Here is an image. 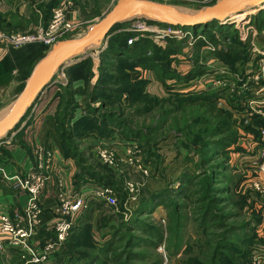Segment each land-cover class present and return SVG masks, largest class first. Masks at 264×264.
<instances>
[{"label": "trees", "instance_id": "trees-1", "mask_svg": "<svg viewBox=\"0 0 264 264\" xmlns=\"http://www.w3.org/2000/svg\"><path fill=\"white\" fill-rule=\"evenodd\" d=\"M51 6L52 4L48 9ZM254 11H258V9L255 8ZM261 14H264V11ZM231 19H234V22L238 24L244 23L246 20L245 14L235 15ZM126 26H117L112 30L107 47L101 54V69L99 71L102 73H99L100 76L90 92L88 90L89 82L93 74L87 67V60L69 68L66 73L68 83L64 87L60 86L61 100L53 118V124L63 156L66 159L74 160L78 168L74 177L76 188L81 183L92 181L111 187L117 193L120 191L116 188V183L110 179L111 177L103 174V172H107L105 166L90 163V159H93L91 148H81L82 140L90 136L107 139L117 134L121 140L126 142L139 141L145 162H151L155 171L163 164V160L153 151V149L157 150L159 146L154 135L162 132L164 127L165 132L168 130L167 133H169L170 130H173L172 132L176 133V124L181 122L183 125L181 135L185 133V137L190 140L186 139L187 141L183 145L188 151L184 162L193 165L194 169L193 171L188 169L183 171L174 182L169 183L158 192L153 193L147 188L140 190L138 202L133 211H129L130 217L126 222L123 218L128 217L126 213L128 211L124 208L127 193L126 191L119 192L121 202H118V207L115 209L117 216H102V222L97 225L101 238H109L102 245L95 243L90 216L96 210L99 213L103 210L104 213L106 210L114 211V209H104L103 204L91 202L79 224L72 229V234L64 242L62 252L56 258V264H63L65 260L68 262L66 264H131L130 262L136 260L144 261L149 256L147 253H137L134 250L147 248L155 250L161 244H164L165 253L169 259L177 256L181 250L187 254L193 248L191 243L183 241L182 230L184 221L187 219H192L191 221L194 223L193 228L196 235L194 244L199 247L213 245L205 236L208 229L215 228L218 230L217 232L222 230V235L219 237V241L212 246L209 259L203 261L192 257L183 264H248L250 249L253 250L255 247H259L258 245L264 246V231L263 237H259L256 232V227L263 222L262 210L264 207L256 209L255 202L250 201L249 206L252 208L250 223L244 222L241 225L223 223V220L229 219L230 216L229 214L221 215L225 209V198H230L228 197L230 185L233 184L237 188L243 181V178L239 177L237 182L233 183L232 178L226 175L229 170V155L240 150L237 146V132L231 128V115L218 109L215 103L219 95L227 93V89L218 92L180 93L173 91V87L169 86L167 81L187 83L203 73L199 68H196L186 75H180L171 69L173 60H176L173 55L182 54L181 48H178L174 41H168L166 47L162 49L157 47L151 39L141 37L128 48L127 39L135 34H113L117 29ZM161 27L163 28V26ZM256 27L258 30H264V22L258 23ZM226 29L228 27H221L218 22L213 21L207 25L181 30H190L194 37L204 36L211 44L215 43L211 32L217 33L223 39L229 38L232 41L230 49L226 52L216 51V55L221 62L229 66L232 73H237L236 63L240 62L245 65L249 59L250 49L247 47V43H242L238 39L236 31H233L232 34ZM203 45L205 44L199 42L197 47ZM36 46L40 51L38 58H42L44 52L47 51V48L42 44H31L26 49ZM123 56L125 59L118 62L121 66L118 70L120 73H103L104 63H107L105 69L109 66L112 67L114 65L111 62L112 58L117 59ZM257 58H261V56L258 55ZM136 67L153 72L167 93L165 99L148 95L145 92L147 81L131 80L128 72ZM244 70L239 74H244ZM28 76L29 73L25 78ZM80 79L84 81L89 93L85 92L84 115L72 122L75 109L78 108L74 101V95L79 92L72 89V83ZM231 96L233 110L242 111L239 106L234 107L233 104L244 95L236 96L234 93ZM96 102L100 103L98 107L94 105ZM122 102L124 106L121 105ZM106 103L110 106L107 109ZM115 103L118 104L117 107H114ZM125 105L131 109L128 116L123 110ZM156 108L163 110V113L158 115V124L148 127L145 133L133 127L134 118L145 117ZM176 113L181 116L179 120L174 118L173 127L175 129H172L173 127L170 128L168 123L174 120L170 117ZM168 119L170 120L168 121ZM251 119L253 124L244 126V131L252 133L255 139L259 140L257 129L264 126V119L255 114ZM189 154L193 155L190 157ZM124 183L123 181L121 185L124 186ZM176 184H178L177 187H175ZM239 204L240 208H243L247 204V198H242ZM158 207H162L166 211L168 221L166 234L158 226L145 221ZM184 209L187 210L184 212ZM118 218L120 219L117 220ZM121 243L124 245L119 250L117 246ZM13 262L23 264L17 258ZM161 263L162 260L156 255L151 264Z\"/></svg>", "mask_w": 264, "mask_h": 264}, {"label": "crops", "instance_id": "crops-1", "mask_svg": "<svg viewBox=\"0 0 264 264\" xmlns=\"http://www.w3.org/2000/svg\"><path fill=\"white\" fill-rule=\"evenodd\" d=\"M69 1H72L74 3L75 8L72 11L71 10L67 11L64 8L65 5L69 4ZM51 4H52L51 8L48 9V7H50ZM77 5L78 4L76 3V0H0V16L4 18L5 22H7L5 26L8 29L10 28L18 29L17 27H23L20 28L21 31L36 30L39 28H43L47 25L48 21L51 18L52 11L54 9L61 8L64 9L65 18L68 21L77 23V25H82V20H81L82 17L81 14L79 13V7ZM17 22L20 25H17ZM120 32H123L122 29L120 31L114 32L113 34H117ZM73 38L75 37L73 36ZM107 43L108 40L104 44L103 48L91 49L84 57L72 61V63L68 65L65 69L59 71L58 73L62 72V81L61 80L54 81L52 85L46 88L41 93L39 99L36 101L33 107L28 111V113L22 119L19 126L12 133H10L4 138L5 140L6 139L7 140L0 141L1 142L0 144V225H1V218L3 217V215H8L12 219L15 217L16 214L21 213V208L25 200V194L19 188L15 187L16 182L12 178L14 177L22 178L30 168H33L37 165L38 151L40 148H43L44 150H48L52 153L53 166L60 165L62 167L60 174L62 176L63 185H64L63 193L66 194H71L73 192L81 193L83 192L84 188L88 187L87 185L88 183L86 184L81 183L79 187L76 188V185L74 183V177L78 172V168L74 160L66 159L63 156V152L61 150L59 142L56 139L53 118L58 111L59 103L61 100L60 94L62 91L60 86L64 87L67 85L68 82L66 77V73L68 69L87 59H91L94 62V69L92 70L93 75L90 79L89 89H88L90 92V90L96 84L100 76L99 73H102L101 71H99L98 67L101 64V54L106 49ZM195 44H196L195 46H197L199 44V41L197 40ZM132 45L133 43L131 45H128V48H130ZM39 52L40 51L37 46L28 47L27 49H23L19 51L9 50L5 47H0V106L4 101L12 99L11 97L12 95L13 97L17 98L22 88L24 87L26 80L32 73L34 67L47 53L44 52L43 54L44 56L42 58H38ZM185 53L186 51H183V54H180L179 57L175 58L179 62L177 63V66L175 65L176 67L175 69L181 75L182 74L185 75L187 73H190L193 69L199 68V70L203 74L185 83L186 87H184V89L180 90L179 92L188 93L193 91H200V92L221 91L219 88H215L213 86V83L223 78L222 74L220 73H223L226 70H231L229 66H227L221 61L212 60L210 56L207 57L205 56L206 57L204 58L205 63H202V61L197 59L192 61L189 60L188 55H186ZM148 55L150 54L148 53ZM181 56L183 57V59H181ZM119 59L120 60L125 59V56L120 57ZM119 59L112 58L111 62L113 64H117L119 62L118 61ZM255 63L256 62L253 59V61H251V64H246L244 67L245 69L244 74L242 75L239 74V72H237L238 74L237 73H232V74L245 76V74L247 73L246 71L247 68H249V70L252 68L254 69ZM30 65H32L31 71H30ZM140 69L142 68L136 67L134 70L136 72ZM114 72L115 71L111 73ZM28 73L29 76L25 78V76L28 75ZM103 73H105V70H103ZM141 74L149 82V84L145 88V92L147 94L155 95L157 97L163 96L164 92L162 91L161 88L162 85H160V83L155 81L154 78H150L152 73H150L149 70L143 71L142 69ZM61 82L64 84H62ZM72 89L79 91L74 95V101L78 105V108H76L74 112V119L72 120V122H74L75 120L79 119L84 115V105H85V95H86L85 92L87 93L89 92L85 86L84 81L81 79L76 80L72 83ZM173 91L176 90L173 89ZM165 94L167 93L165 92ZM249 97L252 98V95H249ZM224 98H225L224 94L218 96V98L215 101L216 107L218 109H222L228 112L231 115L232 118L231 124H233L234 126L241 125L242 123L241 124L237 123L239 122L237 121V117L239 118L238 115L242 111H239L238 114H235L236 111L233 110V106L231 105L232 103L231 100H227L226 98L225 100ZM13 99L10 101L11 104L14 102ZM123 99L124 96L122 100ZM253 99L254 97L252 98V100ZM218 100H225L224 101L225 104L222 107H219L217 105ZM99 104H100L99 102L94 103L95 107H98ZM117 105L118 104L115 103L114 107H117ZM233 105L235 107V104ZM109 107L110 106L107 105L106 109ZM231 110L235 112H232ZM249 124L250 125L253 124L251 118ZM234 131L237 132V146L239 147L240 150L238 152L230 154L231 160L236 155L241 157L244 156L245 154H249L251 152L250 149L251 146L249 145L250 142H254V143L258 142V140L255 139L252 133H248V132L242 133L240 130L238 131L234 130ZM170 140L171 139H169L167 143H161L158 146L159 152L161 153V156L164 159L163 167L166 168L167 165H173V167L166 169L167 171L172 170L173 168L176 167V163L174 161L170 162L169 159L167 160L164 157V156L167 157L169 154L170 155L172 154L170 160L172 158H176V154L173 147L169 145ZM129 142L121 140L117 134H114L107 139H99L97 137L95 138L94 136H90L82 140L81 148L85 149L87 147H90L92 151L91 154L93 153V150L97 147L107 146L113 148L116 151L119 160L122 161V164H125L124 160H125L126 147ZM162 147L164 149H162ZM258 147L260 148V146ZM167 151H169V153ZM92 158L95 159L93 155ZM178 176L179 175L177 174V177ZM177 177L176 176L173 178L171 177L172 178L171 181H174ZM152 185L156 187L154 189H151L149 187L150 183H148L147 188L149 189V191L153 193L158 192L162 190V188L166 187L165 184L164 187H161V184H157V183L156 184L154 183ZM55 194L56 191L54 190V187L50 183V186H48V189L45 193V203H46L45 208L48 210H46L43 213V215H41L42 225L37 230L36 235L31 239V244L33 245L34 249L38 250L39 253L41 252V248L45 244H47L49 241L55 240V235L52 226L57 218L53 216L49 210L51 206L50 205L51 200L55 197ZM96 203H100V202H96ZM261 206L263 207V205H260L258 208H260ZM161 209L162 207H158L156 210H161ZM83 216H84V212L78 217V219L75 222V225L72 228H74L79 224ZM158 217L161 218L163 216L158 215ZM263 231H264V216H263V222L256 227V232L258 233L259 237H263ZM71 233L72 232H70V235ZM0 236L1 238L4 237V235H2L1 232H0ZM63 245L60 250L52 254L49 257V259L43 264H51L52 261L53 262L56 261L57 256L62 252ZM258 246L264 248V246H260V245ZM251 254H252V250L250 255ZM22 262L23 264H25L23 260Z\"/></svg>", "mask_w": 264, "mask_h": 264}, {"label": "rangeland", "instance_id": "rangeland-1", "mask_svg": "<svg viewBox=\"0 0 264 264\" xmlns=\"http://www.w3.org/2000/svg\"><path fill=\"white\" fill-rule=\"evenodd\" d=\"M147 1L167 4V5L173 6L175 8H178L179 10H182L184 12L196 13L204 7L212 6L218 0H147ZM116 2H117V0H76V3L78 4L77 6L79 7V13L81 14V17H82V19H81L82 25L77 26L78 29H77V32L75 33L76 36L74 35V37L78 38L81 35H83L85 33V28L88 25H90L94 22H97L102 17H104V15H106L111 10V8L114 6V4ZM261 7L256 8V9H258V11H254L255 9H253V8H248V9L244 10L242 13L238 14V15L245 14L246 20L244 21V23L238 24V23L234 22V19H231V17L228 18L227 20H225L221 24L218 23L221 27H223V26L228 27V29H226V30H228L230 33H232L233 31H236L237 35H238L237 36L238 39L242 43H247V47H249V49H250V52H249L250 55L248 57L249 59H248L246 64H251V61H253V59L255 62H257L259 59H264V30L263 29L258 30L256 27L258 23L260 24L261 22L262 23L264 22V14H261V12L264 11V7L263 8H261ZM64 8L67 11H69V10L72 11L75 8L74 3L72 1H69V4L65 5ZM141 22L145 25L146 24L151 25L145 21H141ZM6 24H7V22H5L4 18H2V16H0V32H2V33H17L18 34V33H31L33 31H35V30L21 31L20 28H23V27H17L18 29H15V28L8 29L5 26ZM17 25H20V24L17 22ZM125 28L127 29L129 27L119 28L115 32L120 31L122 29L123 32H120V33H129V32H126ZM145 29H147L148 31L151 30L150 27L145 28ZM36 30H38V29H36ZM176 30H181V29H176ZM226 30H224V31H226ZM181 32L187 33L188 35L191 34L192 38H194V35L190 32V30L189 31L188 30H182ZM131 34L133 35L134 33H131ZM143 35H144L143 37L153 39L154 38L153 36H156L157 34H153L151 32L150 33L145 32V33H143ZM188 35L181 40H179V39L177 40L176 38L173 37V35H169V36L164 37L162 40H160L159 45H157V44H155V45L157 47L164 49L166 47L168 41H174L175 43H177V47L181 48L182 54H183V51H186L185 54L188 55L189 60L193 61V60L197 59V60L202 61V63H205L204 58H206L207 56H210V58L214 61H220L216 55V53H217L216 51L226 52L230 49V44L232 43V41L229 38L223 39L217 33L211 32V35H212L211 37L213 39H215L214 44H211V42L208 39H206L204 36H198L199 37L198 41L201 43H204L205 45L198 48L197 46H195L196 44L194 43V45L192 47H190L188 44L192 43L193 40ZM130 38H133V36L129 37L127 39V41ZM195 38H197V37H195ZM71 39H74V38L72 37ZM206 44H208L209 49L212 51L209 52V51L202 49V48L206 47ZM27 46H29V45H27ZM27 46L20 48V49H12V48H7V49L19 51V50L26 49ZM42 46H44V45H42ZM0 47H3V46L0 45ZM45 52H47V51H45ZM253 55H255V56H253ZM258 55H260L261 58H257ZM173 56L179 57V55H173ZM252 56H253V58H252ZM117 59H119V58H117ZM181 59H183L182 56H181ZM118 61H122V60L119 59ZM87 63H88L87 67H88V69H90V71L92 73V70L94 69V62L91 59H87ZM177 63H179L177 61V59L173 60V62L171 64V69H173L175 72L179 73L175 69L176 68L175 65L177 66ZM104 64H105L104 66L106 67L107 63H104ZM245 65H242L240 62H238V63H236L235 68L237 69L238 72H242ZM100 66H101V64L98 67L99 70L101 69ZM120 67L121 66L117 63V64H114L112 67L109 66V68L108 67L106 69L104 68V70H105V73H108V72L111 73L113 71H115L114 73H120V71L118 72ZM248 70H249V68H247L246 71H248ZM136 72H135V70L128 72V73H130L131 80L147 81L146 78L143 77L141 74L142 69H140ZM81 73H86V72H81ZM138 73H140V74H138ZM150 73H152L150 78H154V80L157 81V78H156V76H154L153 72L150 71ZM182 75H184V74H182ZM58 77H59V75L57 76V79H58ZM148 84H149V82L147 81V85ZM167 84L169 86L171 85L173 87V89L176 90L177 92H179L180 90H183L184 87H186L185 83H179V82H176L174 80L173 81L172 80L167 81ZM147 85L145 86V88L147 87ZM161 88H162V91L164 93H163V96H160L158 98L159 99H165L167 97V94H165V89L163 88V86ZM148 95L153 96V97L155 96V95H151V94H148ZM11 97H12V99L14 98L13 101L16 98V97H13V95ZM155 97H157V96H155ZM12 99L4 101L2 103V105L0 106V113L2 111H4L11 104L10 101ZM122 104H123V102L121 103V105ZM123 106H124V104H123ZM123 110L125 111L127 116L129 114V112H131L130 111L131 109L126 107V105H125ZM232 112H235V111H232ZM162 113H163V110L161 111L160 109L156 108L152 113L146 115L145 117H140V118L136 117V118H134L133 127H136L145 133V131L148 127L155 126L156 124L159 123V121L157 120L158 115L162 114ZM235 114H238V112H235ZM180 116L181 115L179 113L178 114L176 113V115H172L170 117V119L175 118V119L179 120ZM170 119H168V121ZM175 119L172 120L171 122L169 121L168 124H170V128H171V126L173 127V121L175 122ZM231 119L232 118H230V120ZM237 121H239L238 117H237ZM182 126L183 125L181 122H179V123L177 122L176 133L172 132L173 130H170L169 133H167L168 130H166V132H165V127H164L162 132H158L154 135L155 140L157 142H159V145L161 143H167L168 140L171 139L169 142L170 143L169 145H171L173 147L175 154H176V158H172L170 160L172 154L171 155L169 154L167 157L166 156H164V157L167 160L169 159L170 162L174 161L176 163V167L173 168L172 170L167 171L166 169L173 167V165H167L166 168H164L163 164H162L157 170L154 171V165H152V163L150 162L149 164L151 165V168H152L151 173H150L151 175H149V177L146 178V177H143L142 174H140L139 172L135 171V169L133 170L128 163L122 164V161L118 160V158H119L118 155H117V160H118L117 168H108L106 165L101 164L97 159H90L91 160L90 163L94 164V165L100 164V165L105 166L107 168V172L105 171V172H103V174L108 176V177H111L110 179L116 183V186H117L116 188L120 189V191H118V193L125 191L124 186L121 185V183L123 181L124 182L125 181H131L133 183H137L139 192L143 188H147L148 183H150L149 187L151 189H154L156 187V186L152 185L154 183L155 184L156 183L161 184V187H164V184L167 186L169 183L174 182V181H171V179L175 176L177 177V174L180 175L183 171H185L187 169L189 171H193V169H194L193 165H191L190 163L186 164L184 162L185 157L188 155V151L186 150L185 147H183V145L186 143L187 140L188 141H190V140L188 137H185L186 136L185 133H184V135L183 134L181 135ZM244 126H247V125L242 123L239 126H234L233 124H231V128L233 130H237V131L240 130L242 133H246L244 131V128H243ZM172 129H175V128L173 127ZM165 134H166V136H165ZM4 140L5 139H3V141ZM134 143L137 144V146L139 147L140 151L143 154V151L140 148V142L134 140ZM0 144H1V142H0ZM249 145L251 146L250 147L251 152L249 154H245L244 156H241V157L236 155L232 158V160L230 158L231 155H229V162H228L229 170L227 171L226 175H228L230 178H232L233 183L237 182L239 177H242L243 181L239 184V186L237 188H235L233 186V184L230 185V194H229L230 196L228 195V197H230V198H225L226 199V200H224L225 209L221 214V215L229 214L230 216H229V219L223 220V223H228V224L233 223L236 225H241L242 223L244 224V222L250 223L251 215H252V213H251L252 208H251V206H249L250 201L255 202L256 209H258V207L260 205H263V207H264V196H261L257 192H254L250 188H248V186L250 185L249 183H251L252 180L261 178V175L258 174V169H257V163L261 157V152H260L261 148L258 147L259 146L258 142H255V143L250 142ZM162 149H164V148L162 147ZM153 151H155V153L159 157L162 158L163 163H164V159L161 156V153L159 152V147L157 148V150L153 149ZM167 152L169 153V151H167ZM192 155L193 154H191L190 157ZM194 159L197 160V158H194ZM231 164H232V167H231ZM167 179L170 182H168ZM219 185H220L219 187H221V184H219ZM175 187H177V184ZM84 191L87 192V191H89V189H86ZM118 193H117V206H116V208L106 207L102 202L98 203V204H103L104 209L105 208L106 209H114V211L113 210L112 211L106 210L103 213V210H102V212L99 213V211L96 210L95 212L91 213L90 221L93 224V238L95 240V243H97V245H102L106 240L109 239L108 237L101 238L100 232L97 230V225L100 222H102V219H103L102 216L103 217H116L117 216L116 215L117 212H115V209H117V207H118V202H121V198L118 195ZM256 195H258V196H256ZM138 196H139V193H138ZM223 197H225V195H223ZM244 197L247 198V204L244 205L243 208H240V204H239L240 200ZM94 203H96V202H94ZM181 203H183V202H181ZM90 204H91V202H90ZM133 208H130L131 212L133 211ZM185 210H187V209H184V212H185ZM126 213L128 214V217L125 216L123 218V220L125 222L128 221V218L130 217L129 211ZM158 215H162L163 217L160 218V217H158ZM262 215L264 216V210L262 211ZM119 219L120 218H118L117 220H119ZM191 220L187 219L184 221V226H183V230H182V233L184 235V239H183L184 243L188 242V243H191L193 246V248H191V251L189 253L185 254V253H183V250H181V252L178 253L177 256L173 257L172 259H169L165 253L164 244H161L155 250L150 249V248L134 250V252H137V253H142V252L147 253L149 256L147 255L148 257L144 261L136 260V261H133L130 263L131 264H151L153 261V257H155L156 255H158L160 257V259L162 260L161 264H183L185 261L192 259V257H197L203 261H205L206 259H209V256L212 253L211 251L213 249L212 246H214V244L217 241H219V237L222 235V230L220 232H217L218 230L215 228L208 229L206 231L207 234L205 236H206L207 240L211 241V243L213 245H210L211 247H208V246L205 247L206 245L199 247V246L194 244V239H196V235H195V229L193 228L194 223ZM145 221L149 224L158 226L166 234V227H167L168 221L166 219L165 209L162 208L161 210H156L149 218H146ZM119 224H120V222H119ZM220 226H219V229H220ZM71 232H73V231H71ZM203 238L205 239V237H203ZM203 238H202V240H203ZM1 239H3V237L1 238V236H0V240ZM0 245H3L2 241H0ZM123 245H124V243H121L120 245L118 244V246H117L118 249L121 250L123 248ZM255 249L257 250L256 252H255ZM255 249L252 251L257 253V255L262 256V258L264 259V248L263 247H257ZM250 251H251V249H250ZM94 252L96 253V251H94ZM18 254L19 253L16 252L12 248L6 247V248L0 249V264H15L13 261L16 258H17V260L22 262V258H20L18 256ZM91 254H94V253L91 252ZM249 259H248V264L250 262ZM52 262H51V264H56V261H54L53 263ZM64 263L66 264L68 262L65 260Z\"/></svg>", "mask_w": 264, "mask_h": 264}, {"label": "built area", "instance_id": "built-area-1", "mask_svg": "<svg viewBox=\"0 0 264 264\" xmlns=\"http://www.w3.org/2000/svg\"><path fill=\"white\" fill-rule=\"evenodd\" d=\"M77 26L76 23L66 20L64 9L56 8L52 11L50 20L43 28L31 33L0 32V45L6 48L20 49L31 44H42L48 51L56 42L71 39L78 29ZM128 27L125 29L126 32L134 33L135 35L127 41V45H131L143 37L145 32L157 34L153 36V39L151 38L154 44L157 45L160 44V40L169 35H173L177 40H181L188 35L187 33H182V30L145 25L141 21ZM148 27H150V31L145 29ZM188 36L193 40L192 43L188 44L192 47L199 37L192 38L191 34ZM204 50L212 51L209 49L208 44H206ZM60 73L57 76H61L58 79L56 76L55 81H62V72ZM220 74H222L223 78L215 81L213 86L220 90L227 89V93L224 94L227 100H230L231 95L234 93H236V96L244 95L243 98H240L241 100L239 99L238 102L234 103L235 106H239L242 109V112L238 115L239 122L237 123L249 125L250 118L254 114L264 119V59H259L254 64V69L248 70L245 76L232 74L231 70H226ZM249 95H252L254 99L252 100ZM225 100H218L217 105L222 107L225 104ZM258 133L261 157L257 163V169L261 178L252 180L248 188L264 196V126L258 129ZM92 155L108 168H117L119 158L117 160V153L113 148L107 146L97 147L93 150ZM143 157L142 152L134 141L127 144L124 163H128L133 170L135 169V171L147 178L151 175L152 168L149 162H145ZM61 170L62 167L60 165L53 166L52 153L40 148L37 165L30 168L22 178H12L16 182L15 187L24 192L25 200L21 213L16 214L12 219L8 215H3L1 218L0 232L4 237L0 240L3 244L0 245V249L6 247L14 249L19 253L18 255L25 264H43L52 254L60 250L70 235L76 220L88 209L90 202H102L106 207L110 208H116L117 206V192L111 187L92 181L85 182V184L88 183V187L84 188V190L89 189L87 192L83 190L84 192L81 193H63L64 185L60 174ZM50 183L56 191L49 208L50 213L57 218L52 226L55 240L45 244L39 253L31 244V239L42 225L41 215L48 210L45 208V193ZM124 188L127 193L124 208L126 211H130V208H133L138 202V185L131 181H125ZM255 252L252 251L249 264H263L264 259Z\"/></svg>", "mask_w": 264, "mask_h": 264}, {"label": "water", "instance_id": "water-1", "mask_svg": "<svg viewBox=\"0 0 264 264\" xmlns=\"http://www.w3.org/2000/svg\"><path fill=\"white\" fill-rule=\"evenodd\" d=\"M263 5L264 0H218L212 6L189 13L147 0H117L104 17L85 28L83 35L56 42L36 64L10 109L0 119V140L19 126L41 93L54 83L59 71L72 61L84 57L91 49L103 48L115 27L145 21L163 28L192 29L213 21L221 24L248 8L255 9Z\"/></svg>", "mask_w": 264, "mask_h": 264}, {"label": "bare ground", "instance_id": "bare-ground-1", "mask_svg": "<svg viewBox=\"0 0 264 264\" xmlns=\"http://www.w3.org/2000/svg\"><path fill=\"white\" fill-rule=\"evenodd\" d=\"M233 17V16H231ZM178 29V28H177ZM180 29H191V28H180ZM11 106L7 107L4 111L0 113V119L8 112Z\"/></svg>", "mask_w": 264, "mask_h": 264}]
</instances>
